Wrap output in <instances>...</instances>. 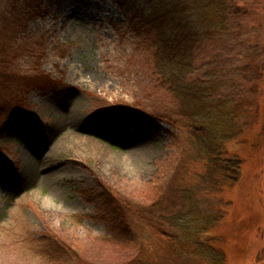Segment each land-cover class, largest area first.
Instances as JSON below:
<instances>
[{
  "label": "rangeland",
  "instance_id": "rangeland-1",
  "mask_svg": "<svg viewBox=\"0 0 264 264\" xmlns=\"http://www.w3.org/2000/svg\"><path fill=\"white\" fill-rule=\"evenodd\" d=\"M234 4L226 32L196 49L195 78L246 122L264 61V0ZM130 17L112 0H0V264H211L180 228L148 216L160 195L163 215L186 213L183 189L198 214L218 218L209 232L228 264H264V97L227 145L244 159L238 182L204 186L207 164ZM106 190L133 236L102 215Z\"/></svg>",
  "mask_w": 264,
  "mask_h": 264
},
{
  "label": "trees",
  "instance_id": "trees-1",
  "mask_svg": "<svg viewBox=\"0 0 264 264\" xmlns=\"http://www.w3.org/2000/svg\"><path fill=\"white\" fill-rule=\"evenodd\" d=\"M112 1L131 16L134 32L145 35L159 84L178 101L177 113L183 117V123H178V126L186 129L187 142L194 148L195 158L203 159L207 164V173L202 176L201 183L216 189L220 186H233L240 178L244 159L227 145L237 139V131L242 133L245 127L251 125V119L259 116L258 99L264 97V61L255 68L254 79L251 80L254 92L247 101V107L251 109L254 103L256 107L247 112L246 122H241L237 111L228 107L229 100L218 97L216 85L207 79L195 78V51L204 42L214 41L218 35L226 32L231 16L240 12L234 4L237 0ZM220 172L226 179L225 185H221L223 177ZM11 178L14 176L11 175ZM182 191L181 200L189 201V211H170V214L163 215L167 203L160 195L153 206L161 209L159 212L158 208L148 211L150 220L155 221L154 217L158 216L171 226L180 228L185 236L184 242L192 247L196 257L207 258L211 264H228V253L209 232L210 226L218 218L213 214L207 217L198 214L197 201L188 196L187 189ZM100 198L103 200L102 215L110 223L113 232L120 237L133 236L135 233L130 223L126 222L127 212L119 206V199L108 190L102 192ZM133 216L141 221L144 211H135ZM162 234L168 238L173 237L166 230ZM176 237L175 240H181Z\"/></svg>",
  "mask_w": 264,
  "mask_h": 264
}]
</instances>
